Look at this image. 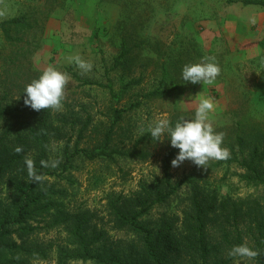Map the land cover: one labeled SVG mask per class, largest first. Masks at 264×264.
I'll list each match as a JSON object with an SVG mask.
<instances>
[{"label":"rangeland","instance_id":"374dc122","mask_svg":"<svg viewBox=\"0 0 264 264\" xmlns=\"http://www.w3.org/2000/svg\"><path fill=\"white\" fill-rule=\"evenodd\" d=\"M20 16L27 25L0 27V107L21 106L25 86L50 66L68 75L61 108L47 109L52 134L45 150L56 162L50 170L57 173L45 175L40 186L65 190L60 200L69 208L87 210L95 221L104 219L117 247H126L133 235L109 222L111 201L143 197L145 187L163 185L165 156L175 149L164 136L156 142L147 131L149 124L163 118L174 126L191 119L200 98L210 97L216 107L209 121L214 131L223 133L222 147L229 155L240 150L237 137L264 135L263 5L243 0L188 4L184 0H0V22ZM209 20L219 26H209ZM75 56L90 63L91 70H81L70 59ZM209 59L221 69L212 84L182 79L185 64ZM39 111L22 109L0 117V136L16 149L23 148L13 139L35 127ZM104 148H135L137 155L114 153L89 159L77 151ZM215 162L209 160L207 169L190 160L178 167L171 163L173 185L190 175L195 181L182 183L165 201L144 212L141 220L153 226L164 217L174 222L179 216L177 224H181L189 211L193 184L215 192L218 202L258 198L264 204V183L245 179V170L237 163ZM261 170L264 177V164ZM13 192L10 175L0 177L4 206L13 202ZM141 209L138 205L135 210ZM16 210L12 203L11 214ZM5 218L2 215L0 222ZM41 232L40 238L51 240L52 248L46 258H32L31 264H99L93 259H61L58 247L65 232L57 227ZM119 240L122 243L117 244Z\"/></svg>","mask_w":264,"mask_h":264},{"label":"trees","instance_id":"16d2710c","mask_svg":"<svg viewBox=\"0 0 264 264\" xmlns=\"http://www.w3.org/2000/svg\"><path fill=\"white\" fill-rule=\"evenodd\" d=\"M243 1L264 6V0ZM11 23L28 24L25 17L20 16L0 22V27L7 29L6 24ZM29 108L23 98L21 106L0 107V117L16 115L22 109ZM35 118L37 124L29 128L27 135L18 132L17 138L13 139L23 148L16 149L11 146L10 140L0 136V177L9 174L14 187L13 202L4 206L0 200V217L6 216L0 222V264H31L32 258H46L48 250L52 248L51 240L42 239L39 234L42 229L49 232L54 227L65 232L63 242L58 247L63 260L93 259L99 264H264V204L258 198L246 202L225 198L218 202L215 192L208 193L198 184H193L189 211H186L181 224H177L179 216L174 222L164 217L158 225L153 226L141 220L144 212H148L153 204L165 201L182 183L195 181L194 176L190 175L176 185L172 184L171 158L176 148L165 156L161 182L168 190L163 185L152 184L145 187L143 197L111 201L113 211L110 212L109 222L115 223L118 228H127L130 230L127 235H133L126 247L115 246L113 237L104 227L107 224L104 219L95 221L94 214L89 211L69 208L64 200H60L65 198V190L40 186L45 175L57 172L50 170L53 161L45 150L52 134L50 112L42 109ZM109 139L107 134L105 148ZM237 143L240 150H231L227 158L219 159L215 165L237 163L244 168L245 179L255 184L264 183L261 173L264 135L257 139L239 136ZM33 147L38 150H31ZM105 148L100 151H77L83 152L89 159L114 153L137 155L135 148L132 151L118 148L107 151ZM65 149L63 151L67 153L68 144ZM31 151L32 157L29 156ZM28 160L32 162V170L39 180L29 175ZM68 160L69 156L66 157ZM12 203L13 207H17L13 214ZM138 205L142 208L139 211L135 210ZM119 243L122 241L119 240ZM238 244H247L257 255L252 258L230 256L229 251Z\"/></svg>","mask_w":264,"mask_h":264},{"label":"clouds","instance_id":"9594fccd","mask_svg":"<svg viewBox=\"0 0 264 264\" xmlns=\"http://www.w3.org/2000/svg\"><path fill=\"white\" fill-rule=\"evenodd\" d=\"M77 66L87 72L92 65L79 56L70 58ZM221 69L214 60H201L197 63L185 64L181 76L185 82L193 84H212L219 75ZM68 75L55 67L45 69L37 79L27 84L24 88V104L33 110L60 109L64 97V89L68 83ZM215 103L210 97L200 98L195 109V115L191 119L177 121L174 126L168 119H158L149 124L147 131L157 141L170 139L172 147L179 149L172 160V166L178 167L185 160H190L194 165L207 169L209 160L227 158L229 155L226 148L222 147L223 133L214 131L209 121L210 113L215 110ZM164 136V139L161 137ZM29 175L35 180L40 178L32 170V162L26 161ZM53 167L56 162H53ZM232 257L252 258L257 252L247 244L234 245L229 251Z\"/></svg>","mask_w":264,"mask_h":264},{"label":"crops","instance_id":"0c3cea01","mask_svg":"<svg viewBox=\"0 0 264 264\" xmlns=\"http://www.w3.org/2000/svg\"><path fill=\"white\" fill-rule=\"evenodd\" d=\"M190 1H192V0H184V2H185V4H188V3H190ZM171 3H173V2H171ZM219 21H221V20H219ZM218 21V22H219ZM224 21V19L222 20V22ZM207 24L209 25V26H219L218 25V23L217 22H215L214 20L212 21V20H209L208 22H207ZM220 24V23H219Z\"/></svg>","mask_w":264,"mask_h":264}]
</instances>
